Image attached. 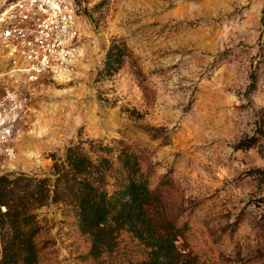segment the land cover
I'll return each mask as SVG.
<instances>
[{
  "label": "rangeland",
  "instance_id": "374dc122",
  "mask_svg": "<svg viewBox=\"0 0 264 264\" xmlns=\"http://www.w3.org/2000/svg\"><path fill=\"white\" fill-rule=\"evenodd\" d=\"M76 4V68L31 86L0 176L49 178L53 188L54 164L70 147L116 166L132 151L161 195L160 216L187 226L178 244L197 264H264V0ZM115 44L127 54L109 72ZM34 212L39 264H131L146 255L123 232L118 252L96 258L71 205L52 200Z\"/></svg>",
  "mask_w": 264,
  "mask_h": 264
},
{
  "label": "trees",
  "instance_id": "16d2710c",
  "mask_svg": "<svg viewBox=\"0 0 264 264\" xmlns=\"http://www.w3.org/2000/svg\"><path fill=\"white\" fill-rule=\"evenodd\" d=\"M126 54L124 45H113L107 70L121 68ZM117 162L119 166L104 155L94 159L74 146L65 161L55 162L53 188L49 178L34 181L22 175H1L0 205L6 210L0 207V264H39L40 224L34 211L52 200L72 206L96 258L118 252V237L128 232L146 254L131 264H197L196 256L178 244L187 226L160 216L164 209L161 195L151 188L150 176L142 170L137 154L123 150Z\"/></svg>",
  "mask_w": 264,
  "mask_h": 264
},
{
  "label": "built area",
  "instance_id": "2783aa9c",
  "mask_svg": "<svg viewBox=\"0 0 264 264\" xmlns=\"http://www.w3.org/2000/svg\"><path fill=\"white\" fill-rule=\"evenodd\" d=\"M81 45L75 0H0V155L14 156L31 86L72 74Z\"/></svg>",
  "mask_w": 264,
  "mask_h": 264
}]
</instances>
